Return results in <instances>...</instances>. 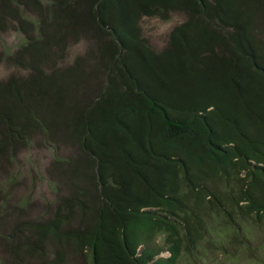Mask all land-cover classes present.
Instances as JSON below:
<instances>
[{
	"label": "trees",
	"instance_id": "trees-1",
	"mask_svg": "<svg viewBox=\"0 0 264 264\" xmlns=\"http://www.w3.org/2000/svg\"><path fill=\"white\" fill-rule=\"evenodd\" d=\"M173 12L186 19L157 51L141 18ZM77 42L93 50L68 63ZM88 58L101 79L78 109L83 92L68 89ZM0 61L27 72L0 80V164L58 133L79 150L67 210L36 228L65 248L51 264L70 250L88 264H205L203 244L257 260L264 0H0Z\"/></svg>",
	"mask_w": 264,
	"mask_h": 264
},
{
	"label": "rangeland",
	"instance_id": "rangeland-1",
	"mask_svg": "<svg viewBox=\"0 0 264 264\" xmlns=\"http://www.w3.org/2000/svg\"><path fill=\"white\" fill-rule=\"evenodd\" d=\"M185 19L186 16L181 12H173L165 20L144 16L140 27L152 48L159 51L167 45L171 30ZM16 42V32H9L6 44L11 51L15 50ZM93 47L94 45L85 42L68 46L66 61L72 63L75 57L88 55ZM85 64L84 72L81 73L83 81L76 88L70 82L72 87L68 89L70 93L74 90L83 92V96L77 100L78 109L90 101L98 88L97 81L101 79L94 58H88ZM17 67L12 62L0 61V80L10 74L26 75L25 70ZM50 103L52 105V100ZM67 135L62 137L58 133L57 137L53 136L44 142L37 138L28 148L20 150L12 160L0 164V264H51L55 252L65 249L36 228L41 222L52 219L58 208L63 212L67 210L63 207V202L70 196L71 179L67 176L69 166L66 163L74 162L80 155L76 142ZM256 240L261 242L257 260L247 254V260L241 255H238L239 260L232 259L230 254L226 256L219 251L212 252L207 250L208 245L203 244L201 252L206 254L204 263L264 264V236L256 237ZM68 252L63 264H88L85 252ZM167 255L168 252L164 249L159 253L161 257ZM179 264L191 262L183 260Z\"/></svg>",
	"mask_w": 264,
	"mask_h": 264
}]
</instances>
